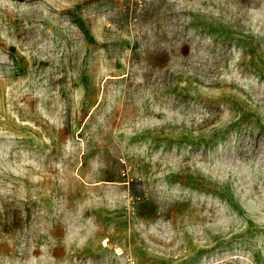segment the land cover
I'll return each instance as SVG.
<instances>
[{
    "label": "rangeland",
    "instance_id": "1",
    "mask_svg": "<svg viewBox=\"0 0 264 264\" xmlns=\"http://www.w3.org/2000/svg\"><path fill=\"white\" fill-rule=\"evenodd\" d=\"M0 264H264V0H0Z\"/></svg>",
    "mask_w": 264,
    "mask_h": 264
},
{
    "label": "bare ground",
    "instance_id": "2",
    "mask_svg": "<svg viewBox=\"0 0 264 264\" xmlns=\"http://www.w3.org/2000/svg\"><path fill=\"white\" fill-rule=\"evenodd\" d=\"M119 250V249H118Z\"/></svg>",
    "mask_w": 264,
    "mask_h": 264
}]
</instances>
